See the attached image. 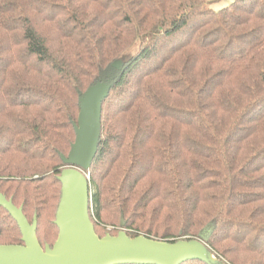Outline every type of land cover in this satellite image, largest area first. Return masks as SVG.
I'll return each instance as SVG.
<instances>
[{"label":"trees","instance_id":"obj_1","mask_svg":"<svg viewBox=\"0 0 264 264\" xmlns=\"http://www.w3.org/2000/svg\"><path fill=\"white\" fill-rule=\"evenodd\" d=\"M217 1L0 0V192L37 216L43 248L81 100L106 83L86 170L98 236L264 264V0ZM0 244H24L1 204Z\"/></svg>","mask_w":264,"mask_h":264},{"label":"water","instance_id":"obj_2","mask_svg":"<svg viewBox=\"0 0 264 264\" xmlns=\"http://www.w3.org/2000/svg\"><path fill=\"white\" fill-rule=\"evenodd\" d=\"M108 95L109 86L98 83L81 100L76 139L69 156H64L66 166L60 175L62 198L56 217L60 232L52 247L43 248L38 240L37 216L31 223L22 207L0 192V204L17 220L24 241L0 244V264H182L216 260L198 239L169 242L145 235L132 238L125 231L104 237L96 233L90 216L91 189L86 170L98 150L102 100Z\"/></svg>","mask_w":264,"mask_h":264},{"label":"rangeland","instance_id":"obj_3","mask_svg":"<svg viewBox=\"0 0 264 264\" xmlns=\"http://www.w3.org/2000/svg\"><path fill=\"white\" fill-rule=\"evenodd\" d=\"M233 0H219V1H217V2H214V3H211V7L212 8H214V9H220V8H223V7H225V6H227L228 4H230L231 2H232ZM88 176V175H87ZM117 230H119V228L117 227ZM211 254V255H210ZM209 255H210V257L212 258V259H214L215 258V256L212 254V253H210Z\"/></svg>","mask_w":264,"mask_h":264},{"label":"built area","instance_id":"obj_4","mask_svg":"<svg viewBox=\"0 0 264 264\" xmlns=\"http://www.w3.org/2000/svg\"><path fill=\"white\" fill-rule=\"evenodd\" d=\"M89 177V176H88Z\"/></svg>","mask_w":264,"mask_h":264}]
</instances>
